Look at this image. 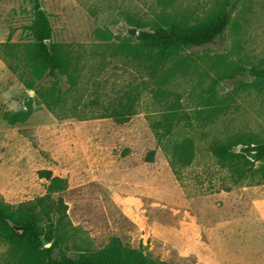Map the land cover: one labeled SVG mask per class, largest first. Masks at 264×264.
Segmentation results:
<instances>
[{
  "label": "rangeland",
  "instance_id": "rangeland-1",
  "mask_svg": "<svg viewBox=\"0 0 264 264\" xmlns=\"http://www.w3.org/2000/svg\"><path fill=\"white\" fill-rule=\"evenodd\" d=\"M40 1L52 41L73 52L78 71L73 87L62 83V100L48 109L27 88L37 82L23 53L32 0H0V201L17 205L44 195L48 181L37 172L49 170L67 182L53 197L67 205L69 255L102 249L117 237L167 264H264V184H234L210 151L213 143L231 142L237 151V140L264 141V94L239 86L249 77L224 81L211 105L221 111L211 123L195 117L213 113L203 104L204 90L218 74L264 68V0H227L233 9L223 35L184 53L187 75L161 92L145 70L113 53L128 20L149 24L163 14L195 23L225 0ZM41 86L45 96L49 82ZM131 91L139 95L135 114L117 124L107 114L120 111ZM27 103L25 120L11 123ZM172 108L177 125L169 133L162 124ZM182 141L191 143V162L172 165V148ZM7 257L0 242V264Z\"/></svg>",
  "mask_w": 264,
  "mask_h": 264
},
{
  "label": "trees",
  "instance_id": "trees-1",
  "mask_svg": "<svg viewBox=\"0 0 264 264\" xmlns=\"http://www.w3.org/2000/svg\"><path fill=\"white\" fill-rule=\"evenodd\" d=\"M32 5L33 18L25 28L30 40L24 44L23 53L26 66L37 82L29 81L27 88L39 94L44 105L52 109L62 100V83L72 87L75 84L79 61L66 46L52 41L50 16L42 9L41 1L32 0ZM232 9V4L225 0L195 23L163 14L149 24L141 22L138 18H130L128 34L115 46L113 53L145 70L160 83L161 92V87L172 78L187 75L186 68L189 63L182 59L184 53L212 45L223 35L230 23ZM9 39L10 36L1 45H9ZM238 77L251 78L247 84L239 81L241 88L251 87L264 94V68H232L227 73L218 74L204 90L206 97L203 104L210 107L213 113L205 117L197 113L195 117L202 122L211 123L214 112L221 111L223 107L211 106L216 88L221 82H235ZM45 80L49 82V90L44 96L39 88ZM124 95L126 101L121 110L113 109L107 114V117H111L117 124L129 122L135 114L134 101L139 96L138 92L131 91ZM171 110L164 117L162 124L165 132L169 133L177 125L172 124L176 116L173 114L175 108ZM30 112L29 107L24 114H13L8 120L11 123L23 122ZM185 119L187 117L179 116L177 121ZM235 143L242 145L239 152L234 150L231 142L213 143L210 151L219 164L228 169L234 184L246 179L253 180L257 185L264 184V141L245 143L237 140ZM172 151V165L183 166L191 162L193 150L190 142H179L174 145ZM153 154V151L148 153L147 161L151 160ZM37 174L48 181L44 195L17 205L0 201V242L8 247L6 264H167L151 259L141 247L134 249L124 245L117 237H112L102 249L69 255L63 238V230L69 224L67 205L60 196L53 197V194L65 190L67 182L63 178L53 176L49 170H40Z\"/></svg>",
  "mask_w": 264,
  "mask_h": 264
},
{
  "label": "water",
  "instance_id": "water-1",
  "mask_svg": "<svg viewBox=\"0 0 264 264\" xmlns=\"http://www.w3.org/2000/svg\"><path fill=\"white\" fill-rule=\"evenodd\" d=\"M237 151L239 152V148H237ZM45 246H47V245H45Z\"/></svg>",
  "mask_w": 264,
  "mask_h": 264
}]
</instances>
